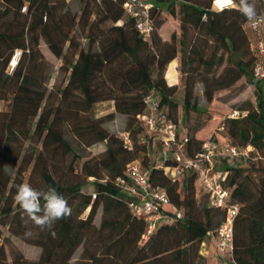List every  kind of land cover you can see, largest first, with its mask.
I'll return each mask as SVG.
<instances>
[{
  "label": "trees",
  "instance_id": "16d2710c",
  "mask_svg": "<svg viewBox=\"0 0 264 264\" xmlns=\"http://www.w3.org/2000/svg\"><path fill=\"white\" fill-rule=\"evenodd\" d=\"M123 1L99 0L95 11L86 1L76 12L67 0H0V99L5 101L0 110V226L37 250L29 258L20 249H7L10 239L0 231V264H206L201 243L220 225L224 209L205 193L197 197L193 171L173 180L158 166L161 161L174 164L170 156L161 158L158 141L154 162L150 139L140 141L146 131L137 114L153 91L176 124L187 122L191 111L203 110L210 119L213 112L198 103L196 84L209 103L217 90L233 87L242 77L254 84L253 103L245 99L236 115H223L218 132L234 145H251L257 155L245 164L222 157L214 163L216 171H226L218 182L229 189L228 202L238 204L233 258L237 264H264V79L252 78L264 23L256 33L239 11L215 9L212 0H150L153 31L144 38L132 18L122 19ZM255 3L264 15V0ZM163 13L178 22L168 36L158 31L167 18ZM74 26L85 43L76 39ZM41 40L62 60L64 77L52 85ZM175 57L183 87L180 118L171 97L177 84L164 77ZM173 64L166 71L169 79ZM101 101H111L113 110L95 115L92 107ZM115 113L123 118L118 132L108 125ZM197 128L186 135L189 155L205 140L195 136ZM119 132L127 133L130 145ZM96 142L104 143L103 150L79 152ZM133 159L166 190L165 210L182 213L171 223H157L143 244L144 221L132 213L128 195L115 181L126 176V163ZM22 183L43 191L55 188L68 200L71 215L45 230L22 219L14 199Z\"/></svg>",
  "mask_w": 264,
  "mask_h": 264
},
{
  "label": "built area",
  "instance_id": "2783aa9c",
  "mask_svg": "<svg viewBox=\"0 0 264 264\" xmlns=\"http://www.w3.org/2000/svg\"><path fill=\"white\" fill-rule=\"evenodd\" d=\"M152 6L150 0H124L122 3L123 15L134 20L138 32L148 38L153 31L149 10ZM212 7L222 9L225 7L224 0H212ZM250 27L256 33L259 32V24ZM256 50L260 56L254 62L252 78L254 81L264 79V36L258 39ZM18 50L16 51V54ZM15 60L11 61V67ZM137 118L145 126L146 135L140 136L141 142L153 144L157 140L161 145V156L163 160L170 156L174 164H163L162 167L174 180L185 170L193 171L198 177L199 192L208 195L212 204L224 209V218L220 225L209 231L208 236L214 240L216 251L219 255V264H237L233 258V221L237 214L238 204L229 203V189L218 182L223 179L226 171L215 170V157L226 159L241 158L248 155L252 146L234 145L228 140L219 141L215 137H207L201 144L200 149L189 155L185 151L187 136L177 135V124L172 121L166 112L160 109L157 97L153 91L145 97V108L137 114ZM119 136L130 145V139L126 132H119ZM126 176H118L115 181L119 189L128 195V206L132 213L141 217L144 221V229L140 235L139 243H145L155 229L157 223H171L180 218L182 213L178 209L172 212L165 210L164 206L169 204L166 190L148 179V170L145 169L138 159L126 163Z\"/></svg>",
  "mask_w": 264,
  "mask_h": 264
},
{
  "label": "rangeland",
  "instance_id": "374dc122",
  "mask_svg": "<svg viewBox=\"0 0 264 264\" xmlns=\"http://www.w3.org/2000/svg\"><path fill=\"white\" fill-rule=\"evenodd\" d=\"M69 3V8L72 11H78L80 8L84 5L86 1H88L89 5L92 7L93 11L97 9V1L99 0H67ZM94 14H92L91 17H93ZM163 15H166V20L163 22V24L158 28L159 33L162 36H168L170 31L173 29H177V20L175 17L169 16V14L163 13ZM125 16H122V19ZM73 30H75V36L78 41L81 43H85V38L81 34V30L78 29L77 26H74ZM41 49L44 53V56L46 58L47 62V74L49 75L48 85H52L53 82H58L64 77V72L62 71L60 64L62 62L61 58L54 56L50 50L47 48L46 43L44 40H41L40 42ZM66 45H64L65 49ZM18 54L14 53L12 56V60H15L17 58ZM176 58L177 62V71H178V64H179V58ZM180 73L178 71V82H176L178 89L175 91V98L173 99H179L182 97V79L180 77ZM165 77V72H164ZM166 81L168 83H171V79L166 78ZM197 92L199 93L198 97V103L203 108H209L212 110L213 115L210 119L207 117V113L202 111H191L189 114V119L187 122H183L179 120L177 124V131L178 136H184L188 135L189 130L198 125V128L194 132L195 136L201 139H206L207 137H217L219 141H222L223 138L218 132V125L222 119V116L227 115H236L238 113V110L235 108L242 104V102L245 99L250 100L253 103L254 95V84L252 82H247L244 77H242L233 87L225 88L217 90L214 94V99L207 103L202 95H200V83L196 84ZM113 110L112 102L111 101H101L97 102L92 107V112L95 115H99L101 113L107 112ZM177 116L180 118L182 114L181 106H178L177 108ZM108 125L111 128V130H114L115 132H118L123 127V118L120 114L115 113L114 118L110 121H108ZM68 138L72 141V143L76 147V143L74 139L72 138L70 133H67ZM155 140L153 144L149 142V149L148 153L151 155V158L154 160L155 163H158L159 158V150L160 145ZM104 143L103 142H96L87 148H79V152L82 154H89V153H97L98 151L103 150ZM256 152L254 150H250L248 152V155L245 157H242V159H237L236 162L238 163H248L249 161L255 159ZM197 197L199 198L201 195V192H196ZM1 236H8L10 239V242L7 246V249L11 250V248H17L22 250V252L25 254V256L32 258L36 255L37 250L35 247L28 245L21 240H19L16 237H13L12 235L8 234L7 228L5 226H0ZM79 250L75 252L73 255V259L78 257ZM206 258V264H219V255L216 251V248L214 246L210 247L209 254Z\"/></svg>",
  "mask_w": 264,
  "mask_h": 264
},
{
  "label": "clouds",
  "instance_id": "9594fccd",
  "mask_svg": "<svg viewBox=\"0 0 264 264\" xmlns=\"http://www.w3.org/2000/svg\"><path fill=\"white\" fill-rule=\"evenodd\" d=\"M224 4L228 10L239 11L252 26L264 23V15L257 12L255 0H224ZM14 199L22 212V219L26 217L40 230L52 229L58 220L70 216L72 212L68 200L51 186L43 191L22 183ZM52 234L55 235L54 232Z\"/></svg>",
  "mask_w": 264,
  "mask_h": 264
},
{
  "label": "crops",
  "instance_id": "0c3cea01",
  "mask_svg": "<svg viewBox=\"0 0 264 264\" xmlns=\"http://www.w3.org/2000/svg\"><path fill=\"white\" fill-rule=\"evenodd\" d=\"M171 61H174V64L172 65L173 66V76H172V78H171V83H176V82H178V71H177V68H176V66H177V62H176V58H173ZM170 61V62H171ZM169 62V63H170ZM168 63V64H169ZM168 64H167V66H166V69H165V77H166V71H167V69L169 68V66H168ZM167 78V77H166ZM178 87L179 86H177V89H178ZM182 87V86H181ZM176 89V90H177ZM175 93L171 96L172 98H175ZM182 98H183V87H182V97L181 98H179V99H174L175 101H177V103H178V105L180 106V104L182 103ZM3 107H5V101L4 100H2V99H0V110L3 108ZM160 156H161V153H160ZM161 158H162V156H161ZM211 246H214V248H215V244H214V240H213V238L211 237V236H207V237H205V239L202 241V243H201V249H200V253H201V255H203L204 257H207V255L209 254V250H210V247Z\"/></svg>",
  "mask_w": 264,
  "mask_h": 264
}]
</instances>
